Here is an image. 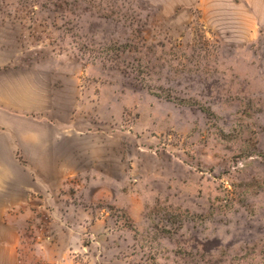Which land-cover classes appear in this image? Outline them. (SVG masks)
<instances>
[{"label": "rangeland", "instance_id": "obj_1", "mask_svg": "<svg viewBox=\"0 0 264 264\" xmlns=\"http://www.w3.org/2000/svg\"><path fill=\"white\" fill-rule=\"evenodd\" d=\"M17 103L73 167L18 264H264V0H0Z\"/></svg>", "mask_w": 264, "mask_h": 264}, {"label": "crops", "instance_id": "obj_2", "mask_svg": "<svg viewBox=\"0 0 264 264\" xmlns=\"http://www.w3.org/2000/svg\"><path fill=\"white\" fill-rule=\"evenodd\" d=\"M9 108L0 116V264L19 263L24 228L19 221L33 214L34 189H56L73 174V167L64 161L62 133L33 116L20 115L36 112L33 104L30 111L22 103ZM69 137L68 145L79 154L81 135Z\"/></svg>", "mask_w": 264, "mask_h": 264}]
</instances>
